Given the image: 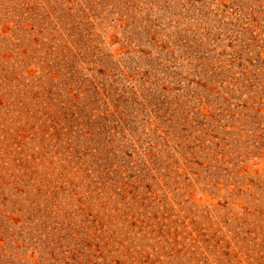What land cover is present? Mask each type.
<instances>
[{
	"label": "rangeland",
	"instance_id": "1",
	"mask_svg": "<svg viewBox=\"0 0 264 264\" xmlns=\"http://www.w3.org/2000/svg\"><path fill=\"white\" fill-rule=\"evenodd\" d=\"M0 264H264V0H0Z\"/></svg>",
	"mask_w": 264,
	"mask_h": 264
}]
</instances>
